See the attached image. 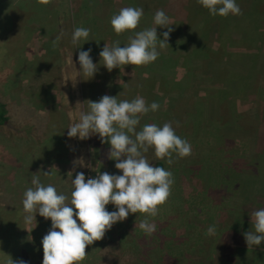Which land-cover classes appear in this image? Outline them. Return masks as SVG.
<instances>
[{
  "label": "rangeland",
  "instance_id": "obj_1",
  "mask_svg": "<svg viewBox=\"0 0 264 264\" xmlns=\"http://www.w3.org/2000/svg\"><path fill=\"white\" fill-rule=\"evenodd\" d=\"M155 1L0 0V107L5 115V110L10 112L13 122L17 117H33L41 126L35 129L37 162L25 161L27 155L31 157L32 152L28 151L23 154L25 166L5 170L0 167V173L10 174L0 175L5 181L3 185L0 183L4 187L0 191V264H6L7 257L25 264H42L41 241L51 228V220L37 214L35 222L28 225L22 207L23 193L31 187L35 169L41 173L38 174L42 183L53 184L58 192L66 194H70L71 180L78 172L89 173L91 178L105 171L122 174L115 168L116 161L108 159L110 145L102 144L98 135L86 140L69 138L67 133L62 137L61 133L78 121L79 113L88 110L86 101L98 102L104 95L117 96L118 100H131L139 95L146 100L148 86L153 83L168 93L166 97H175L171 99L169 112L165 109L166 101L157 100L159 109L142 116L137 131L144 124L162 126L171 122L177 135L187 139L192 148L196 147L192 151L199 154V166L210 164L212 172L208 167L205 169L211 179H208V192H203L202 185L196 186L205 182L201 174L195 177V189L186 184L188 173L183 166L193 154L175 159L171 165L162 160L163 168L173 173L174 184L167 203L160 206L156 217L150 218L157 226L156 232L148 236L139 229L144 214H129L115 223L103 239L86 247L87 256L80 264H154L164 255L167 257L163 258V264L170 263L166 260L170 257L174 258L173 264H194L208 254L211 258L207 263L216 264L212 255L221 236L220 226H215L214 236L207 235V229L216 224L214 217L220 213L224 222L231 223L232 213L239 210L243 212L244 230L238 229L240 245H236L245 250L238 251L239 254L249 264L251 257L245 258L246 250L264 252V241L248 247L244 235H240L253 230L250 214L264 208V0H236L242 15L230 14L222 17V26H209L208 47L221 56L216 57L217 61L225 62L212 59L206 64L205 60H196L191 75L184 78L183 58L187 50L175 43L174 48L170 47L175 51L172 54L169 48L158 47L160 55L150 64L126 65L108 71L102 65L100 51L105 44L111 46L116 40L121 47L126 46L132 34L117 35L110 26L111 16L123 7H141L144 22L140 21L134 31L154 27L151 12L156 10ZM188 2L180 0L182 6ZM75 27L91 30L88 41L71 44ZM159 29L167 31V28ZM61 32L64 36L53 48L52 41ZM88 49L98 67L90 79L80 72L78 63L79 52ZM167 54L173 58L169 68L163 70L161 56ZM228 55L230 58L226 60ZM150 73L153 78L147 80L146 86L143 81ZM136 74L138 77L133 79ZM45 103H57L61 110L68 111L60 112L62 118L58 120L59 113L55 114ZM39 108L43 111L36 113ZM60 141L73 145V151L70 153V148L67 151L68 147ZM64 152L68 153L63 156ZM145 155L153 166L160 160L151 150ZM80 158L85 167L74 164ZM45 172L52 175H42ZM225 173L230 180L223 184L220 181ZM106 209L116 210L112 204L106 205Z\"/></svg>",
  "mask_w": 264,
  "mask_h": 264
},
{
  "label": "clouds",
  "instance_id": "obj_2",
  "mask_svg": "<svg viewBox=\"0 0 264 264\" xmlns=\"http://www.w3.org/2000/svg\"><path fill=\"white\" fill-rule=\"evenodd\" d=\"M41 2L48 3L49 0ZM197 3L211 16L242 15L236 0H197ZM143 15V8L127 6L111 16L110 26L117 35L125 32L132 34L126 46L121 47L120 41L116 40L111 46L105 44L100 51L102 65L108 71L126 65L150 64L160 55L158 47L169 48L168 40L173 29L168 26L169 17L165 11L157 9L153 16V23L157 27L167 28L162 40L158 39L157 27L134 31ZM90 31L89 28L75 27L71 44L76 46L81 41H88ZM63 36L64 33L61 32L52 41L53 48L58 46ZM90 53L91 49H88L78 54L80 72L88 79L98 70ZM86 102L88 110L79 113L78 121L67 128V135L80 140L98 135L102 144L110 145L108 159L116 161L115 168L122 174L98 172L95 178L86 180L84 173L78 172L75 179L71 180L70 194L58 192L53 184L42 183L40 173L33 174L31 187L26 188L23 193L22 207L24 222L28 225L35 222L37 214L51 220V228L41 241L42 264H80L87 256L86 247L103 239L115 223L125 220L129 214H144L138 227L151 236L156 232L157 226L150 218L156 217L160 206L167 203L174 176L163 167L153 166L145 154L151 150L156 159L165 160L169 165L175 159L192 154V145L187 139L177 135L171 122H165L162 126L155 123L144 124L137 131L141 117L159 109L160 105L155 101L148 104L139 95L131 100H118L117 96L104 95L98 102ZM74 164L86 166L83 158ZM42 175L47 177L51 173L45 172ZM108 204L114 205L116 210L109 212L106 209ZM250 220L253 230L245 232L244 239L248 247L258 246L264 241V208L254 210L250 214ZM206 234L214 236L215 225L210 226ZM6 264L25 262L13 261L7 257Z\"/></svg>",
  "mask_w": 264,
  "mask_h": 264
},
{
  "label": "trees",
  "instance_id": "obj_3",
  "mask_svg": "<svg viewBox=\"0 0 264 264\" xmlns=\"http://www.w3.org/2000/svg\"><path fill=\"white\" fill-rule=\"evenodd\" d=\"M155 5H156V10L163 9L165 11L170 21L168 26L173 29L170 33V38L168 40V45H169L168 52L170 54L175 52V51L172 52L171 50V48H174V46L176 45L175 43H179L180 46L185 47L187 50V55L185 58H183L184 59L183 65L185 69L184 78H187L189 75H191L193 71L192 68L196 60H202V61L205 60L206 64H209V62H211L212 59L216 60V57L218 56L219 58L221 57L218 54V52L208 47V39H209L208 37H210V35L208 34V28L211 25H221L222 26L223 19L226 17L222 18L221 16L209 15L208 11L197 3V0H189V2L186 5L184 4L185 6L184 5L182 6L180 4V0H156ZM155 11L151 12L152 19L155 14ZM141 22H144V18L141 19ZM154 27H157V26L155 25ZM159 28L160 27L158 26L156 31L158 34V39L162 40L163 33L165 31L164 30L162 31ZM158 51H160V49H158ZM172 58H173L172 55H169V54H167L166 56H161V60L163 59V62L161 63L163 70L164 68L165 70L169 68L168 65H170V61L172 60ZM225 58L227 60L230 58V56L229 55L225 56ZM186 59H189V62H186ZM221 61L222 60H219L217 62H221ZM159 62H160V59H159ZM222 62H225V61H222ZM136 77H138V75L134 76L133 79H135ZM152 78H153L152 73H150V77H145L143 82L145 83L146 86H147V80H150ZM128 80L129 79H127V81ZM153 84H151V87L148 86L149 91L145 95L147 103L151 104L152 102L154 101L157 102V100L162 98L164 101H166L165 109H168V112H169V109H170L169 105L171 104V101L173 100V97L175 96L166 97V94L168 93ZM175 99H177V97ZM4 115L5 114L2 111V108L0 107V125L4 124L7 120ZM221 118L224 119L225 117L221 115ZM192 149L196 150V147ZM192 154H193V158L189 160L183 166L184 167L183 169L186 171V173H188L187 174L188 182H186V184L187 185L191 184L190 187L192 189H195L194 187L197 181L195 177H197L198 174H201V176L205 178V182L204 181L202 183L198 182L197 183L198 185L196 186L200 188V186L202 185L204 188L203 192H208L206 191V189H207V184H209L208 179L211 181L209 176H210V172H212L210 169V164H205L204 167L199 166L200 164V161H198L199 154L195 155L196 153L193 151H192ZM154 166L163 167L164 165L162 164V160H158L154 162ZM206 167L209 168L210 172H208V170L205 171ZM224 175L220 181V183H223V184L226 183V179H228V173H225ZM242 215H243V212L241 210L236 211L235 213L233 212L232 213L233 218L231 221H229L231 223L224 222V218H222L223 216L222 213L214 217V219H216L215 226L216 227L220 226L219 230L221 232L220 239L217 240V242H215L217 246L215 250V255H212L217 260L216 264H246L244 256L240 255L238 252L240 250H243V251L245 250L238 249L236 245V244H239V242L237 243L238 229L242 228L244 230L243 225L241 223ZM240 235L243 236L244 233L240 232ZM234 253L236 256H232ZM248 256L251 257L250 259L248 258L249 264H264V252L263 251L262 252L254 251V253H250L249 251L246 250L245 258H247ZM164 257H167V255L162 256L160 260L156 259L154 264H163L162 260ZM210 258L211 256L208 254L203 259H198L196 262H194V264H209L207 263V261ZM173 259H174L173 257H170L169 259L166 258V260L170 262L167 264H171V263L173 264L174 262Z\"/></svg>",
  "mask_w": 264,
  "mask_h": 264
},
{
  "label": "crops",
  "instance_id": "obj_4",
  "mask_svg": "<svg viewBox=\"0 0 264 264\" xmlns=\"http://www.w3.org/2000/svg\"><path fill=\"white\" fill-rule=\"evenodd\" d=\"M45 104L51 107L52 108L51 111H55V114L59 113V115H57L58 120L62 118L60 112L64 113L68 111V110L65 111L64 109H63L64 111L61 110L60 109L61 105H58L57 103H45ZM40 110L43 111V108H39L36 111V113ZM8 111H11V109L9 108ZM5 112H6L5 116L7 120L4 124L0 125V167L2 166L4 170L7 167H11V166H17V167L25 166V163L22 162L23 158H25L23 157L24 156L23 154H28V151L32 152L31 154H29L31 157L27 155L25 161L29 160V163L32 161H36V156L39 153L37 152L38 144H37V139H36L37 134L35 132V129L41 127L40 121L34 120L33 117H28V118L17 117L18 119L16 121L14 120L13 122L9 114L10 112L7 113V110H5ZM62 129H63L62 131H64V127ZM66 133L67 132L61 133L62 137H64ZM62 146L68 147L67 151L70 148V153L71 151H73V145L69 146L67 145V143L63 142ZM55 150L58 149L56 148ZM67 153L68 152H64L63 156H65ZM9 160L11 161L13 160V162H9ZM15 162L17 165H14ZM55 172L56 174L58 173L57 169ZM34 173L37 174L39 172L36 173V169H35ZM0 175H2V177H5V176H9L10 174L7 173L6 171H2ZM3 182H5L3 178H0V183L2 184ZM2 190L4 191V187L3 189L0 187V191Z\"/></svg>",
  "mask_w": 264,
  "mask_h": 264
},
{
  "label": "built area",
  "instance_id": "obj_5",
  "mask_svg": "<svg viewBox=\"0 0 264 264\" xmlns=\"http://www.w3.org/2000/svg\"><path fill=\"white\" fill-rule=\"evenodd\" d=\"M84 175H85L86 180H87L88 178H91V175H90L89 173H85Z\"/></svg>",
  "mask_w": 264,
  "mask_h": 264
}]
</instances>
